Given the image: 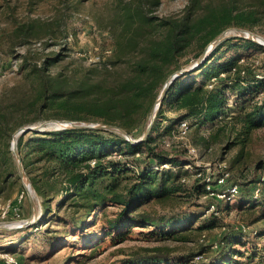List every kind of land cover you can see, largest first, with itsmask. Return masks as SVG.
I'll return each mask as SVG.
<instances>
[{
	"label": "trees",
	"instance_id": "trees-1",
	"mask_svg": "<svg viewBox=\"0 0 264 264\" xmlns=\"http://www.w3.org/2000/svg\"><path fill=\"white\" fill-rule=\"evenodd\" d=\"M161 3L113 0L110 29L114 50L108 62L87 67L70 59L63 48L43 57L28 48L20 56L19 79L0 93V199H11L22 187L13 151L18 130L51 120L112 125L127 131L131 138H140L151 123V111L167 80L185 68V60L200 58L228 29L252 32L264 23V0H188L176 15L155 16ZM41 24L37 18L24 22L14 28L13 35L24 47L34 39L44 50L52 48L56 44L49 40L56 35ZM240 50L260 51L263 58L239 56ZM229 51L232 54L227 55ZM165 112L182 116L175 127L168 128L170 138L181 134L184 122L192 131L191 120L200 128H209L207 143L234 133L228 147L241 148L232 165L245 167L249 162L247 143L254 132L264 130V47L243 37L224 39L197 69L170 85L159 115ZM162 126V119L153 122L140 144L131 143L118 131L98 129L28 130L17 137L25 174L41 200L45 217L65 212L59 218L68 229L84 234L94 227L103 236L90 243L91 237H81L90 246V257L105 250L107 241L125 243L137 226L149 230L142 233L141 240L159 245L127 254L121 264L195 261L215 245L204 242L205 232L216 226L221 212L217 201L229 206L243 189L233 177H226L220 189L217 181L224 173L211 176L204 168L185 163L182 155L167 151L169 142L162 137ZM185 164L193 167L191 172L184 170ZM260 164L256 163V174ZM251 185L259 188V197L264 198V181L258 178L243 186ZM230 186H237L236 197L232 201L219 199L217 195ZM259 197L247 196L242 209L254 216L245 223L247 228L262 223L255 238L263 242L264 199L254 201ZM194 199L207 200L204 210H183V205ZM212 206L215 210L208 212ZM257 209L260 214L255 216ZM200 219L202 224L196 227ZM234 237H221L216 252L232 248ZM192 242L198 244L197 251L181 257L174 256L167 246L179 248ZM257 246L246 252L250 260L246 264H264V248L259 251Z\"/></svg>",
	"mask_w": 264,
	"mask_h": 264
},
{
	"label": "rangeland",
	"instance_id": "rangeland-1",
	"mask_svg": "<svg viewBox=\"0 0 264 264\" xmlns=\"http://www.w3.org/2000/svg\"><path fill=\"white\" fill-rule=\"evenodd\" d=\"M74 1L76 0H0V93L19 79L17 74L19 63L17 64V61L21 55L26 53L28 48L36 51L38 57L58 52L63 48L70 59L80 60L87 67L96 65L92 60L95 57H101V62H108L114 50L110 29L113 0H81L75 4ZM187 1L162 0L154 15L159 17L176 15L184 8ZM36 18L40 20L45 30L49 28L55 33L54 40H49L51 44H56L52 48L44 50L43 45L34 39L30 40L28 47H24L20 45V40L13 35L16 26ZM232 29H228L224 39L245 38L247 35ZM252 33L264 41V23ZM215 47L216 45L211 46L209 53ZM230 54L232 53L229 51L227 55ZM238 55L263 58V54L256 50H240ZM198 59L189 58L185 60V68L197 64ZM161 104L162 102L156 105L154 122L162 119V137L169 142L165 146L167 151L182 155V159L187 161L185 163H192L194 168H204L207 174L211 176L212 174L218 175V172L227 174V177H233V180L239 183L243 189L238 199L231 202L229 206H227L228 202L217 201L221 212L217 218L216 226L205 232L204 242L207 246L215 245L203 254V258L199 257L195 261L188 260L185 263H179L226 264L227 261L240 264L248 263L250 260H248L249 255L246 252L256 243L258 244L257 249L263 250L264 241L255 238V231L262 226V223L247 228L245 223L252 221L254 216L244 214L242 209L248 203L247 196L259 197V188L253 189V185L246 188L243 185L245 183L248 185L251 181H257L258 178L264 177V130L254 132L246 145V159L249 162L245 167H236L232 165V160L241 146L228 147V143L235 138L234 133H227L218 140L207 143L210 137L207 132L209 128H200L191 120L192 131L189 132L180 127L181 134L170 138L171 136L167 135L168 128L172 125L175 127L182 116L169 112L163 113L162 116L159 115ZM157 116H159L158 119ZM154 135L156 136V134ZM142 136L133 139L139 140ZM258 161L261 162V168L256 174L255 166ZM193 167L187 164L183 166L184 170L190 172ZM240 169H242L241 172ZM21 183L22 187L11 199L7 201L0 199V227L13 228V230L8 231L0 230V264H6L4 259L11 257L16 259L18 264H121L127 254L143 253L145 249H152L159 245V243L141 240L142 233L149 230L137 226L134 228L135 232L132 234V238H128L125 243L113 245L111 241H107L104 245L105 250L99 251L94 258L90 257V246H86L88 244H85L86 242H83L81 237H91V241L89 240L88 243L102 238L103 236L98 234L97 228L90 227L86 233L78 234V230L68 229L66 223L60 221L59 217H64L65 212H61L58 216L45 217L41 200L32 188L27 176L25 184L22 178ZM25 185L31 186V193L37 208L36 219H32L34 209ZM21 191L26 192L25 199L22 203L15 204L16 196ZM263 199L261 195L258 200L254 201H262ZM221 200L223 201V199ZM251 202L250 200L249 203ZM8 203H10V207H8ZM186 203L183 205V210L201 212L208 202L205 199H194L193 202ZM259 214L260 211L257 209L255 216ZM202 221L203 219L197 220L196 227L200 226ZM226 234H235V242L232 248L217 253L216 250L219 247L217 242ZM62 240L64 242L60 243ZM197 245L196 242H192L177 248L178 246L175 244L167 243L169 249L173 251L172 254L176 257L191 255L192 252L197 251ZM236 251L242 253V256L236 255Z\"/></svg>",
	"mask_w": 264,
	"mask_h": 264
},
{
	"label": "water",
	"instance_id": "water-1",
	"mask_svg": "<svg viewBox=\"0 0 264 264\" xmlns=\"http://www.w3.org/2000/svg\"><path fill=\"white\" fill-rule=\"evenodd\" d=\"M232 30H235V31H238V32H243L245 34H247L245 36L246 39H249L261 46L264 47V42H262L261 39L259 36H257L256 34L250 32V31H247V30H243V29H232ZM228 30H226L224 33H222L218 38H216L204 51V53L200 56V58L198 59V62L197 64H195L194 66H191L190 68H185V69H182L176 73H174L173 75H171L169 77V79L167 80L165 86L163 87L161 93H160V96L154 106V108L152 109L151 111V123L150 125L148 126V128L146 129L144 135L142 136L141 139L139 140H134L133 138H131V136L127 133V131H125L124 129L120 128V127H116V126H112V125H94V124H74V123H70V122H65V121H48V122H45L43 124H40L38 126H34V127H26V128H23V129H20L18 130L15 135H14V140H13V151H14V154H15V158H16V161H17V164H18V168H19V172H20V176L21 178L23 179V182L25 184V179H26V174H25V169H24V166H23V163H22V160H21V157H20V154H19V151H18V146H17V137L21 134H23L25 131H28V130H33V131H38V132H45L47 131L48 129H55V130H61V129H65V128H73V129H98V130H108V131H118L120 134H122L128 141H130L131 143L133 144H140L141 142H143L147 136L149 135L150 131H151V128H152V124L154 122V119H155V112L157 110V103H161L164 99V96L166 95L170 85L178 78L180 77L181 75H184L185 73L187 72H190L194 69H197L200 64L206 59L207 55L209 54V48H211V46L213 47L214 45H217L219 44L221 41L224 40L225 38V35L227 33ZM25 188L30 196V200H31V204H32V207L34 209V216L32 219H36L37 218V208H36V203L34 201V197L31 193V186L30 185H25ZM0 230H3V231H8V230H13V228H3V227H0Z\"/></svg>",
	"mask_w": 264,
	"mask_h": 264
},
{
	"label": "built area",
	"instance_id": "built-area-1",
	"mask_svg": "<svg viewBox=\"0 0 264 264\" xmlns=\"http://www.w3.org/2000/svg\"><path fill=\"white\" fill-rule=\"evenodd\" d=\"M92 60L97 64V63H101L102 59H101V57H95ZM181 127H183L184 130H187V123H182ZM227 176L228 175L225 174L223 177L219 178V180L217 181L218 182V186L220 187V189H223L222 187L226 183V177ZM209 180L210 179L208 178L207 181H209ZM261 181H264V177L261 178ZM207 188H208V190H210L212 188V186L208 185ZM26 192H27V190H26ZM26 192L25 191H21L20 193L17 194L16 199H15V201H16L15 204L22 203V201L25 199ZM237 193H238L237 186H230V187L226 188L225 191H223L220 194H218L217 197L219 199H223V201H225V200L232 201L236 197ZM7 205H8V207H10V203H8ZM214 210H215V207L212 206L211 209L208 212H211V211H214ZM4 260H5L4 262L6 264H18L16 259H14L12 257L11 258H6Z\"/></svg>",
	"mask_w": 264,
	"mask_h": 264
},
{
	"label": "bare ground",
	"instance_id": "bare-ground-1",
	"mask_svg": "<svg viewBox=\"0 0 264 264\" xmlns=\"http://www.w3.org/2000/svg\"><path fill=\"white\" fill-rule=\"evenodd\" d=\"M262 42H264L263 40H261ZM21 224V223H20Z\"/></svg>",
	"mask_w": 264,
	"mask_h": 264
}]
</instances>
